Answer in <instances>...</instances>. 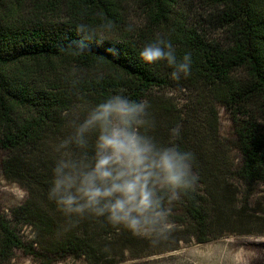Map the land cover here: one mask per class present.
<instances>
[{
    "label": "trees",
    "instance_id": "obj_1",
    "mask_svg": "<svg viewBox=\"0 0 264 264\" xmlns=\"http://www.w3.org/2000/svg\"><path fill=\"white\" fill-rule=\"evenodd\" d=\"M129 8L138 23L130 22ZM80 23L112 27L78 54L65 46L78 39ZM212 30L218 39H208ZM157 36L170 40L178 58L191 53L190 75L173 80L166 62L140 59ZM172 87L188 94L183 103L158 96ZM114 94L147 100L155 125L148 134L194 154L199 179L178 201L197 243L208 242L212 191L231 194L230 180L264 185V0H0L1 170L26 194L10 218L0 217V263L20 250L47 264L63 256L113 264L117 248L121 255L149 249L105 217L70 222L49 199L55 149L72 131L69 121ZM217 104L237 125L234 170L219 140ZM229 219L215 221L223 227ZM22 228L30 231L27 241Z\"/></svg>",
    "mask_w": 264,
    "mask_h": 264
},
{
    "label": "clouds",
    "instance_id": "obj_2",
    "mask_svg": "<svg viewBox=\"0 0 264 264\" xmlns=\"http://www.w3.org/2000/svg\"><path fill=\"white\" fill-rule=\"evenodd\" d=\"M111 23L93 28L77 25L78 39L65 46L78 54L102 43ZM145 64L166 62L171 78L190 75L192 57L178 58L170 40L157 36L140 52ZM147 100L114 94L87 109L60 141L52 169L49 199L72 222L73 217H105L112 226L156 244L172 230L170 205L195 190L194 154L178 145H164L148 134L154 120ZM178 135V129H172Z\"/></svg>",
    "mask_w": 264,
    "mask_h": 264
},
{
    "label": "rangeland",
    "instance_id": "obj_3",
    "mask_svg": "<svg viewBox=\"0 0 264 264\" xmlns=\"http://www.w3.org/2000/svg\"><path fill=\"white\" fill-rule=\"evenodd\" d=\"M127 15L132 24H136L139 18L132 8ZM194 15L192 21H195ZM192 25L194 22L191 23ZM209 40H216L219 34L216 30L208 32ZM162 99H169L177 104L183 103L188 94L172 87L157 93ZM219 140L222 144L232 169L240 162L237 150V125L235 120L225 107L217 104ZM0 151V217L10 218V210L22 204L26 198L25 191L16 183L8 181L2 174ZM231 194L212 191L207 208L210 212V235L208 242L197 243L192 229L185 225V217L182 215L179 201H174L170 207L172 210V232L165 243L153 244L148 239L141 237L142 243L149 244V249L129 248L123 255L120 249L112 252L117 257L113 264H264V185L255 184L247 187L241 182L230 180ZM234 203L231 205L228 203ZM231 209V210H230ZM232 212V214H231ZM223 214V215H222ZM220 216H228L230 224L218 226L215 221ZM171 230V231H172ZM20 237L27 241L30 231L22 228ZM178 242V243H177ZM149 251L153 253H148ZM155 251V252H154ZM120 256H119V255ZM48 261H35L32 257L16 250L8 262L0 264H47ZM50 264H87L84 260H76L69 257L52 259Z\"/></svg>",
    "mask_w": 264,
    "mask_h": 264
}]
</instances>
